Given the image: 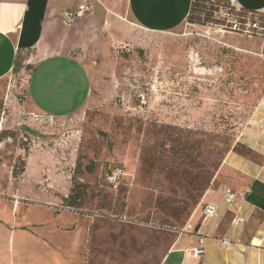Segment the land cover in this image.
<instances>
[{
	"label": "rangeland",
	"instance_id": "obj_1",
	"mask_svg": "<svg viewBox=\"0 0 264 264\" xmlns=\"http://www.w3.org/2000/svg\"><path fill=\"white\" fill-rule=\"evenodd\" d=\"M111 2L122 23L79 56L88 97L81 69L70 99L66 87L48 90L65 86L66 68L31 74L27 53L0 81L1 140L11 137L0 145L1 183L31 197L16 217L31 259L17 255L16 264H159L218 186L227 155L251 157L238 139L264 100V39L227 23L249 15L196 0L182 25L155 33L132 24L126 0ZM30 75L32 92L43 85L57 97L42 101L43 112L73 115L39 124L25 98ZM115 169L124 174L118 189L106 182ZM11 171L26 178L14 184ZM9 209L0 203V217Z\"/></svg>",
	"mask_w": 264,
	"mask_h": 264
},
{
	"label": "crops",
	"instance_id": "obj_2",
	"mask_svg": "<svg viewBox=\"0 0 264 264\" xmlns=\"http://www.w3.org/2000/svg\"><path fill=\"white\" fill-rule=\"evenodd\" d=\"M86 2L87 0H0V81L13 73L17 56L27 53V58L32 59L27 64L31 74L38 69L42 74H47L61 69L60 66L66 68L70 83L67 81L65 86H57L55 81L48 90L59 94L56 91L66 87L70 89V99L75 97L72 88L77 87L72 84V74L77 75L78 69H81L85 80L78 85L85 86V98L88 97L89 70L79 56L95 45L100 31L108 26L121 24L123 15L115 11L111 0H92L91 13H85L69 25L63 23L62 12L75 11ZM191 2L192 0H126V15L141 30L166 33L187 20ZM221 2L247 14L264 17V0ZM262 35L264 39V31ZM30 81L31 75L25 86L27 104L34 114L50 115L39 106L45 99L56 104L54 98L57 97L53 94L46 98L47 88L43 85L32 92ZM85 103L83 101L82 106ZM255 110L250 124L238 139V143L250 151L251 157L235 151L227 155L219 172L218 186L205 192L194 224L189 225L190 231L175 239L159 264H264V100ZM70 115L73 113L62 112L54 115V118ZM3 132L5 135L6 131ZM4 166L5 163L1 164L0 174ZM26 173L24 171L16 178L11 171L9 179L14 184L23 182ZM1 182L0 177V203L3 207L10 206V209L0 217V264H16L17 255H26L31 259L30 253H27L31 248L30 241H26L27 226L18 224L16 219L22 207L19 201L29 200L31 197L27 194L21 199L13 184H7V178L5 182L8 186ZM227 188L235 194L231 204L223 200ZM208 204L216 207V216L204 220L203 211ZM237 218L243 219V222H237ZM200 237L204 239L203 253L193 257L191 249L198 247ZM220 239H227L228 247L222 248Z\"/></svg>",
	"mask_w": 264,
	"mask_h": 264
},
{
	"label": "built area",
	"instance_id": "obj_3",
	"mask_svg": "<svg viewBox=\"0 0 264 264\" xmlns=\"http://www.w3.org/2000/svg\"><path fill=\"white\" fill-rule=\"evenodd\" d=\"M92 0H87L86 3L80 5L75 11L69 12V11H64L61 14V19L64 24L69 25L71 24L76 18L82 17L85 13H91L92 12V5H91ZM213 2V0H210ZM232 9L236 11H241L239 8H233ZM228 13V12H227ZM229 14V13H228ZM249 18L246 20V22H238L236 20H231L230 22L228 21L227 23L229 24L228 28L231 29V31L239 32L248 36L252 35H261L264 31V27L260 25L259 20H258V15L256 14H248ZM226 27V26H225ZM35 120L41 124V125H46L49 124L53 121L54 117L50 115H39V114H34ZM1 130L0 128V145L5 144V143H10L11 142V137L8 135L5 140H1ZM123 172L120 169H115L109 174L106 175V182L108 183V186L113 188V189H118L120 185V179L123 177ZM235 199V194L231 191V189H225L224 195H223V200L227 204H231L234 202ZM216 207L212 204L206 205L203 211V219L204 220H210L213 219L216 216ZM237 222H243L242 219L237 218ZM190 231V228L189 230ZM203 238L200 237L198 240V247H194L191 249V255L193 257H198L203 253ZM220 245L222 248H226L229 245V241L227 239H220L219 240Z\"/></svg>",
	"mask_w": 264,
	"mask_h": 264
},
{
	"label": "trees",
	"instance_id": "obj_4",
	"mask_svg": "<svg viewBox=\"0 0 264 264\" xmlns=\"http://www.w3.org/2000/svg\"><path fill=\"white\" fill-rule=\"evenodd\" d=\"M196 0H192V2H191V7H190V12L192 11V9L194 8V6H196L195 4H196V2H195ZM4 135V132L2 131L1 132V136H3Z\"/></svg>",
	"mask_w": 264,
	"mask_h": 264
}]
</instances>
